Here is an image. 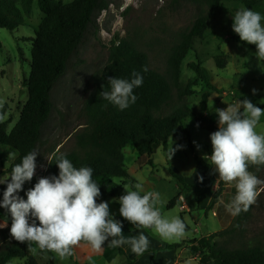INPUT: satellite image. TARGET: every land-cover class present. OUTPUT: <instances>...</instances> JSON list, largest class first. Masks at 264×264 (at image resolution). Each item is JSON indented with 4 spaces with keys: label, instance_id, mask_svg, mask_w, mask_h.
<instances>
[{
    "label": "rangeland",
    "instance_id": "374dc122",
    "mask_svg": "<svg viewBox=\"0 0 264 264\" xmlns=\"http://www.w3.org/2000/svg\"><path fill=\"white\" fill-rule=\"evenodd\" d=\"M60 1L67 4L73 0ZM246 1L250 0H223L220 10L208 22V33L203 39L194 40L192 49L182 63L179 85L177 88L172 87L171 99L163 108V114L169 113L178 106H186L208 117L218 128L215 109H226L228 105H237L240 99L236 94L239 93L255 104L264 105V60L256 57L254 45L248 46L232 38L236 33L232 29L231 16H234L238 10L246 8L264 16V0H259L251 8H247ZM103 6L106 8L103 9ZM202 10L204 7H199L190 0H98L92 22L87 27L78 48L68 59L64 75L51 91L52 111L41 128L39 141L34 148V151L39 153L35 175L41 176L45 172L52 157L78 152L75 136L86 125L84 102L92 93L96 80L108 64V48L113 38L125 39L136 50L145 53L148 57L149 69L161 74L172 83L168 74V58L171 50L180 41L182 34L192 27ZM44 18L37 0H34L30 16L24 18V23L19 29L12 33L0 28V121L6 125L8 132L18 123L21 111L28 100L27 81L31 71L32 49L30 40L34 38ZM191 64L199 65L208 71L206 78L211 87L197 77L190 68ZM253 89L257 90L255 95ZM183 127L186 131L182 128L177 129L175 136L168 140L166 149L159 148L150 158L152 165L144 163L139 166L138 154L132 145H127L124 149L127 173L137 183L143 185L141 195L148 191L160 194V203L156 207L163 217L181 219L179 206L184 204L179 199L183 194L187 197L186 205L191 204L194 208L193 220L189 214L184 215L190 228L185 230L182 237L166 241L154 234L155 239L162 240L165 244L181 243L186 238H194L193 236L199 238L201 234L207 232L206 227L210 232H220L230 226L234 218L226 207L236 194L234 184L224 182L227 188L226 191L224 188L219 200L223 212L219 215L217 207L215 214H212L217 217L215 218L210 214V210L204 212L198 208V202L202 203L205 199L204 195H201L202 192L200 197L194 190H183L177 179L169 173L171 169L178 177L187 181L191 179L192 182L189 183L196 190H200L196 186L200 177L204 180L202 172H205V167L202 162L211 165L210 161L203 158L212 153L211 132L197 124L192 115L184 120ZM257 131L264 133V115L260 117ZM171 145L177 148V151L170 160ZM178 146L183 147L178 148ZM9 153L14 152L4 148V156L0 159V182L10 176L15 166L17 155L15 153V158L11 159ZM249 171L264 181V167L250 166ZM211 180L214 183L217 181L214 187L216 190L220 179L213 168H211ZM126 187L131 190L130 185ZM259 187L264 188V185ZM28 190L23 188L17 195L26 200ZM174 198H176L174 206L169 207V202ZM104 200L109 203L110 214L121 216L117 199L106 197L103 198ZM186 210L187 208H184L181 211L186 212ZM252 213L254 218L253 223L248 226V237L264 232V191L258 195ZM223 220L226 222L222 226ZM125 221L129 229L134 226ZM2 223H6L7 226L0 230L10 231L11 215L5 208L0 209V224ZM196 229L201 233H196ZM147 230L152 231V229ZM108 247L105 246L108 257L106 261L95 256L90 257L89 262L124 263V257L114 249L110 251ZM31 255L40 264H53V261L57 264L69 263L68 258L60 260L55 254L47 251L38 250L36 255ZM76 261L73 260L74 263ZM8 264H22V262L12 260Z\"/></svg>",
    "mask_w": 264,
    "mask_h": 264
},
{
    "label": "trees",
    "instance_id": "16d2710c",
    "mask_svg": "<svg viewBox=\"0 0 264 264\" xmlns=\"http://www.w3.org/2000/svg\"><path fill=\"white\" fill-rule=\"evenodd\" d=\"M190 1L199 7H204V10L198 13L192 27L182 34L180 41L171 50L168 58V74L172 83L161 74L149 69V61L145 53L136 50L125 39L113 38L108 48V64L96 80L92 93L84 102L86 125L75 136L78 152L52 157L49 161L51 164H47L45 172L41 176L35 175L31 181H26L23 185L24 189L33 188L41 177L58 175L59 169L55 164L59 157L64 156L76 168L88 166L93 169L92 178L100 185L101 191V196L97 199L98 203L106 197L118 200L124 194V187L130 185L131 190H134V185L137 183L125 168L124 149L127 145L135 148L139 166L144 163L152 165L150 158L159 148L166 149L168 140L175 136L177 129L182 128L186 131L183 122L189 115L211 133L218 130L208 117L186 106H178L169 113L163 114V108L171 99L172 87L177 88L179 85L181 66L192 49L194 40L203 39L208 33V22L220 10L223 2V0ZM258 2L259 0H250L245 4L247 8H251ZM33 3L34 0H0V28L12 33L19 29L24 23V18L30 16ZM97 3L98 0H73L67 4H63L60 0H37L39 10L45 18L34 38L30 40L32 49L31 71L27 81L28 100L21 111L18 123L10 132L0 121V159L4 156V148L16 153L15 165L21 162L24 155L34 151L41 128L52 111L51 91L64 75L68 59L78 48L87 27L92 22ZM232 38L241 42L237 34ZM145 66L148 69L146 72L143 71ZM190 68L199 79L211 87L206 78L208 71L205 68L196 64H191ZM134 71L143 76V84L133 90V94L137 97L135 103H130L129 107L121 110L99 95L103 90H111L108 83L110 77L130 80ZM238 94H236L238 99H245ZM255 105L264 109V105L257 103ZM196 160L202 162L200 159ZM202 163L205 167V184L200 190L187 184L171 169L169 173L177 179L183 190H194L199 196L211 185L212 166ZM6 186V183L0 186V201L3 199ZM224 187V181L220 180L210 203L205 208L206 211L219 202ZM175 200L176 198L172 199L168 206H174ZM254 205L255 203L247 212L242 211L239 215H235L230 226L220 232L182 243L166 244L164 248L177 250L184 244H189L190 252L200 255L198 264H264V232L247 236L248 226L253 223ZM222 212L223 209L219 204V215H222ZM112 216L127 228L123 217ZM181 220L183 221L182 217ZM225 222V220L221 222L222 226ZM117 251L124 257V264H134L122 249L117 247ZM12 260H19L22 264H40L29 253L26 243H19L13 239L8 229L0 230V264H8Z\"/></svg>",
    "mask_w": 264,
    "mask_h": 264
},
{
    "label": "clouds",
    "instance_id": "9594fccd",
    "mask_svg": "<svg viewBox=\"0 0 264 264\" xmlns=\"http://www.w3.org/2000/svg\"><path fill=\"white\" fill-rule=\"evenodd\" d=\"M231 17L232 29L240 41L254 45L256 57L264 60V16L244 8ZM147 70L145 66L143 71ZM132 77L130 80L110 77L111 90H103L99 95L119 109H126L137 99L133 94L134 88L143 84L140 73L134 71ZM256 91L252 90L253 95ZM215 113L218 130L210 134L212 153L203 158L210 161L220 180L234 184L236 194L226 207L235 216L242 211L247 212L264 191L259 187L264 185V181L249 171L250 166L264 165V133L257 131L264 109L245 98L237 105L215 109ZM176 151L177 148L171 145L170 160ZM38 154L32 151L24 155L10 176L0 182L7 184L0 207L11 215L10 235L13 239L26 243L27 250L33 255L38 250L47 251L60 260L72 256L74 248L81 242L90 245L94 252L102 251L105 243L109 247L127 244L136 256L148 250L150 241L147 236L141 233L125 237L122 223L110 214L109 203L97 202L101 196L100 185L93 180L91 167L76 168L69 159L61 156L55 164L59 169L58 175L41 177L27 191L26 200L19 197L17 193L23 189L24 183L35 175ZM9 158L14 159L15 153H9ZM200 179L202 181L203 177ZM134 188L124 187V194L118 198L119 213L125 220L137 229H152L166 241L184 235V222L179 217H163L156 207L160 203L158 192L148 191L141 195L143 185L140 183H136ZM6 226V223L0 224V228Z\"/></svg>",
    "mask_w": 264,
    "mask_h": 264
},
{
    "label": "crops",
    "instance_id": "0c3cea01",
    "mask_svg": "<svg viewBox=\"0 0 264 264\" xmlns=\"http://www.w3.org/2000/svg\"><path fill=\"white\" fill-rule=\"evenodd\" d=\"M202 176H205V172H202ZM186 181L187 180H185V182ZM189 182H192V180L190 179L186 183L190 184ZM197 182H198V185L196 186L197 189H201L204 186V184H205L204 180L201 181L199 179ZM216 184H217V181L214 183L211 180L210 187L206 188L201 193V195L202 194L204 195L205 199H204V201H202V203L198 202V208L203 210L204 212H205V208L208 206V204L210 203V201L212 199V196H213V193H214V190H215L214 187L216 186ZM224 188H225V191H226L227 186H225ZM201 195H200V197H201ZM182 196L186 197L185 194H183ZM186 199H187V197H186ZM102 202H107V201H105V200L103 201V199H102ZM220 203H221V201L218 202L216 204V206H213L210 209V214L211 215L215 214V209L218 207V205ZM179 208H180V212H181V217H182V219L184 221V224L186 225V229L185 230L187 231V230H189L190 226L186 223V220L184 219V215L186 213L189 214V216L193 220V216L192 215H193L194 208L191 206V204L188 206V205H186V203L184 205L179 206ZM184 208H187L186 212L181 211ZM111 215H116V214H111ZM212 216L217 218L214 215H212ZM208 217H209V215H208ZM123 231H124L123 235L125 237L138 236L139 234L143 233L145 236H147V238L150 241L148 250L141 256H136L131 251V247L129 245H127V244L119 247L120 249H122L126 253L127 257L130 260L134 261V264H141V263H143V264H198V261L200 259L199 258L200 255L199 254H192L190 252V248H189L190 245L189 244H184L181 248H179L177 250H166L164 248L166 244L162 240L160 241V240L155 239V235L153 233V230L152 231H148L145 228L137 229V228H135V226H133L132 228L129 229L128 227L126 228V227L123 226ZM196 231H197V229H196ZM206 231L207 232H205V234H201V236L199 238L208 236V235H210L212 233H215V231L210 232L207 227H206ZM196 233L200 234L201 232L198 230ZM193 237L194 238H186L182 242L189 241V240H192V239H199L196 236H193ZM106 245H108V243H105V245L103 246L102 251L94 252L91 249L90 245H88L86 242H81V244L79 246L74 248L73 255H72L73 257L72 258L68 257V259H69V263L68 264H92V263L89 262L88 259L90 257H95V256L106 261L108 259V257H106V251H105V246ZM108 248L110 249V251L112 249H114L115 252L118 253L117 247H111V248L108 247ZM149 250H152V251L148 252ZM163 250H166V251L164 252ZM75 259L78 262L76 261V263H74L73 260H75ZM53 264H57V263L53 261ZM122 264H124V263L122 262Z\"/></svg>",
    "mask_w": 264,
    "mask_h": 264
},
{
    "label": "built area",
    "instance_id": "2783aa9c",
    "mask_svg": "<svg viewBox=\"0 0 264 264\" xmlns=\"http://www.w3.org/2000/svg\"><path fill=\"white\" fill-rule=\"evenodd\" d=\"M180 202H182L183 204H185L187 202V199L185 196H181L180 197Z\"/></svg>",
    "mask_w": 264,
    "mask_h": 264
}]
</instances>
